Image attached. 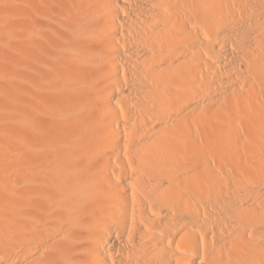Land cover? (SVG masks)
<instances>
[{
	"label": "bare ground",
	"instance_id": "obj_1",
	"mask_svg": "<svg viewBox=\"0 0 264 264\" xmlns=\"http://www.w3.org/2000/svg\"><path fill=\"white\" fill-rule=\"evenodd\" d=\"M0 264H264V0H0Z\"/></svg>",
	"mask_w": 264,
	"mask_h": 264
}]
</instances>
